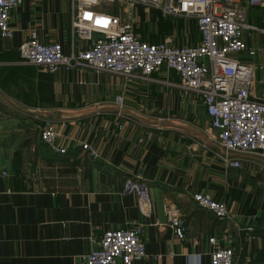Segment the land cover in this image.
Returning a JSON list of instances; mask_svg holds the SVG:
<instances>
[{"label": "crops", "instance_id": "1", "mask_svg": "<svg viewBox=\"0 0 264 264\" xmlns=\"http://www.w3.org/2000/svg\"><path fill=\"white\" fill-rule=\"evenodd\" d=\"M71 1L23 0L11 12L13 37L0 35V167L10 173L0 179V264H85L104 231L134 225L143 226L148 253L137 264H189L192 257L210 264L212 236L232 246L237 261L264 262V159L238 155L241 167L227 165L199 97L107 70L49 71L21 59L19 45L33 29L41 41L61 42L70 52ZM102 6L133 21L145 40L200 39L194 18L139 1ZM247 10L248 21L264 27V6ZM244 40L264 45V32ZM252 60L256 80H264V51ZM119 95L124 106L115 102ZM43 119L57 127L64 153L41 140ZM83 143L95 145L99 158H90ZM129 178L148 187L151 215L126 189ZM199 191L224 201L230 218L199 207L192 199ZM169 205L188 227L183 240L168 224Z\"/></svg>", "mask_w": 264, "mask_h": 264}, {"label": "built area", "instance_id": "2", "mask_svg": "<svg viewBox=\"0 0 264 264\" xmlns=\"http://www.w3.org/2000/svg\"><path fill=\"white\" fill-rule=\"evenodd\" d=\"M22 1L0 0L2 37H13L11 12ZM113 1L125 0H72L70 52H65L61 42L41 41L33 29L19 45L21 59L49 71L107 70L124 76L128 82L165 83L183 94H194L202 100L218 142L226 151L227 165L241 167L242 159L238 155L264 159V80H256L252 60L264 51V45H252L244 40L245 34L264 32V27L248 21L247 10V6H264V0H127L194 18L200 39L181 45H174L168 39H143L133 21L124 20L102 6ZM160 72L167 76L174 72L176 78L159 79ZM115 102L124 106L125 98L119 95ZM39 133L52 151H66L58 144V130L52 121L43 119ZM82 149L90 158H99L95 145L83 143ZM9 175L7 169L0 167V179ZM125 187L137 192L141 213L151 215L152 200L146 184L129 178ZM192 199L218 219L230 218L224 201L201 191L193 193ZM166 216L174 234L185 239L188 227L180 210L169 205ZM142 236V225L108 229L85 256V264H137L148 256ZM209 242L215 247L210 264H264L237 261L235 249L218 245L216 236L210 237ZM192 259L189 264H201L193 263Z\"/></svg>", "mask_w": 264, "mask_h": 264}, {"label": "water", "instance_id": "3", "mask_svg": "<svg viewBox=\"0 0 264 264\" xmlns=\"http://www.w3.org/2000/svg\"><path fill=\"white\" fill-rule=\"evenodd\" d=\"M147 123H154V124H159V125H164L165 122L163 121H152V120H145Z\"/></svg>", "mask_w": 264, "mask_h": 264}]
</instances>
